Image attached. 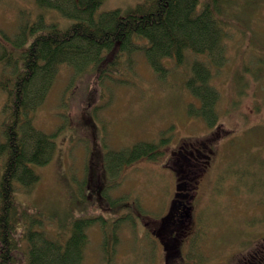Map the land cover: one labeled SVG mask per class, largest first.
I'll use <instances>...</instances> for the list:
<instances>
[{
  "label": "rangeland",
  "instance_id": "1",
  "mask_svg": "<svg viewBox=\"0 0 264 264\" xmlns=\"http://www.w3.org/2000/svg\"><path fill=\"white\" fill-rule=\"evenodd\" d=\"M141 1L102 0L96 11H124ZM223 9L226 61L212 69L219 91L213 124L188 111L200 105L185 85L189 63L198 56L193 53L182 64L165 58V74L138 53L132 66L100 82L60 65L32 112L33 124L53 132L56 146L48 162L31 164L39 179L29 190L17 188L15 197L43 219L48 233L68 232L81 214L98 216L87 228L82 264H240L264 241V0H225ZM72 21L36 0H0V123L9 90L3 79L21 66L12 58L37 31ZM140 140L160 142L158 157L140 156L116 172L108 167L105 150ZM187 141L202 145L207 166L197 183L193 228L177 256L150 229L174 195L170 158L178 155L171 152ZM196 167L187 164L181 173ZM106 194L118 201L115 206ZM104 236L112 244L109 255L102 250Z\"/></svg>",
  "mask_w": 264,
  "mask_h": 264
},
{
  "label": "trees",
  "instance_id": "2",
  "mask_svg": "<svg viewBox=\"0 0 264 264\" xmlns=\"http://www.w3.org/2000/svg\"><path fill=\"white\" fill-rule=\"evenodd\" d=\"M223 1L142 0L124 11L97 12L102 0H36L39 6L54 8L73 21L65 27L52 24L37 31L21 53V66L7 77L11 87L0 123V264H82L86 229L95 220L75 217L68 232L48 233L43 219L15 197L17 188L29 190L39 179L31 164L48 162L55 151L54 133L36 128L32 112L42 102L58 67L64 64L79 75L92 74L100 82L132 66L138 53L158 74L167 70L165 58L182 64L188 53L200 55L189 63L185 79L200 106L189 105L188 111L213 124L219 92L211 83V70L226 61ZM160 142L140 140L128 147L107 149L104 161L116 172L120 165L140 156L157 157ZM201 146L195 141L179 146L198 163L195 173L188 176L190 186L196 185L198 172L207 166V160L201 161L205 154ZM204 146L210 154L206 141ZM183 233L181 227L176 238Z\"/></svg>",
  "mask_w": 264,
  "mask_h": 264
},
{
  "label": "flooded vegetation",
  "instance_id": "3",
  "mask_svg": "<svg viewBox=\"0 0 264 264\" xmlns=\"http://www.w3.org/2000/svg\"><path fill=\"white\" fill-rule=\"evenodd\" d=\"M179 160H182L183 163L177 164ZM184 161H186V164H191L194 166H197L198 164L197 161L191 160L189 155H186V153H184L182 150H179L178 157L176 158V161H174V163L178 166V172L184 170L185 168ZM203 170L204 168H202L200 172H198V174L201 175L203 173ZM181 176H184V174H181ZM180 178L183 179L182 177ZM196 183H198V179L196 180ZM196 192H197V186H190L189 182L187 181L186 190H184V186H183V190L180 191V193H178V195L182 199L180 201L179 200L176 201L177 207L174 210H172L171 216H169L168 221L165 223L160 221L156 226L155 230L158 234L159 233H161L162 235L164 234L163 235L164 237H166V234H171V235H173L174 233L178 234L179 229L185 225L183 221L188 216V209L192 206L191 203L194 197L196 196ZM183 232L184 234H186L188 230H184ZM169 240H172V244H173V242L177 241L178 239L172 236L171 238H168L167 241ZM263 250H264V245H261L260 247L253 249L248 254L249 257L247 256L244 257L240 262V264H259L262 257L258 252Z\"/></svg>",
  "mask_w": 264,
  "mask_h": 264
}]
</instances>
